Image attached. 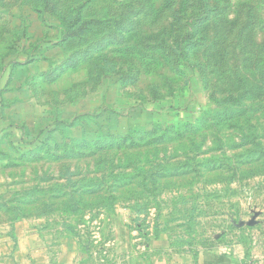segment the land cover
Wrapping results in <instances>:
<instances>
[{"label":"rangeland","instance_id":"obj_1","mask_svg":"<svg viewBox=\"0 0 264 264\" xmlns=\"http://www.w3.org/2000/svg\"><path fill=\"white\" fill-rule=\"evenodd\" d=\"M186 1L91 0V28L112 25L54 47L50 4L0 0V242L69 237L80 264L119 263L130 237L264 257V0H208L226 9L203 26Z\"/></svg>","mask_w":264,"mask_h":264},{"label":"crops","instance_id":"obj_2","mask_svg":"<svg viewBox=\"0 0 264 264\" xmlns=\"http://www.w3.org/2000/svg\"><path fill=\"white\" fill-rule=\"evenodd\" d=\"M68 238L51 242L39 234L5 237L0 242V264H80L82 257L71 252ZM138 239L130 237L117 264H264V257L240 261L226 251H192L178 249L168 239L136 243Z\"/></svg>","mask_w":264,"mask_h":264},{"label":"trees","instance_id":"obj_3","mask_svg":"<svg viewBox=\"0 0 264 264\" xmlns=\"http://www.w3.org/2000/svg\"><path fill=\"white\" fill-rule=\"evenodd\" d=\"M36 2H37L39 7H41V2L50 4L49 11H51L52 13H49V14L57 15L63 21L62 23H60L59 27L58 26H54V27L52 26L55 29H61L60 39H57V40L52 42V45L54 47L61 46V45H63V43H66L68 41H74V40L80 41V40H82L84 34H88L90 32H95V30H98V29H104V28L108 27L109 25H112V23L114 22L113 20L105 18V19L101 20L100 22H98L97 23L98 25L94 24V26H96V25L98 26V29L91 28V22H90V20H88L86 18L88 16L85 13V10L91 5V0H88V1L85 0L81 3H79L78 5L74 6L72 8V14L70 13L69 15H62V14H60V12L56 11L54 0H36ZM186 2L188 3V7L191 8L192 12L195 8H197V11H198L197 14L198 15L195 16V18H193V23H195V25L197 24V25L203 26L204 24H206V20L210 19V15H212V14L221 15V12L225 11V9H226V7L222 8V9H217L216 6L209 5L210 3L208 0H187ZM152 4H153L152 2L149 3L148 6H150L149 7L150 10L147 9L145 12L147 16H150L152 14V11H154L156 9V7ZM172 17L174 20L179 21L180 24H181V22H183V19H184L182 16H179L176 13H175V15H172ZM50 19H51L50 17H45L43 20L50 23L51 22ZM248 28H249L248 24H242L238 28L235 45H233L234 46L233 50H235V47L238 44L242 45V46L245 45L242 41V36H243V33L248 30ZM189 38H191L190 33L187 35L181 36V38L177 37V39L175 40L176 47H178L179 49H182L183 52L184 51L188 52L191 45L189 42H186V41ZM164 43L165 42H163L162 45H160V46L162 47ZM216 44L213 45L214 48H215ZM156 46H158V45H156ZM237 54H238V52H234L233 61H234ZM247 56L248 57H246V60H251L252 55L249 53V55H247ZM218 58L222 62V59H224V55L220 52V53H218ZM260 68H262V69L264 68V61L262 63H260ZM205 82H208L207 79ZM242 96H244V94H242ZM229 98H230V96L227 98V100ZM231 100L235 101L234 98H231ZM237 100H238V97H237L236 101ZM224 102H226V101L219 100L218 103L221 104ZM260 109L264 110V105L261 106ZM239 110H240L239 108L234 109L233 111H231V113L228 116V117H232V116L238 115L237 117H240L238 119H234L233 124L237 125L239 120H241L243 122H250L248 120V117H247V120L243 118V116L245 114L243 115V111H239ZM219 121H223V120L221 119ZM212 128H214L213 125H212ZM148 134L149 133H147V135ZM177 135H179V133ZM20 143H22V141H20ZM30 144L32 146L36 147V145H39L40 143H39V141L37 143V141L34 139V140H32V142Z\"/></svg>","mask_w":264,"mask_h":264}]
</instances>
